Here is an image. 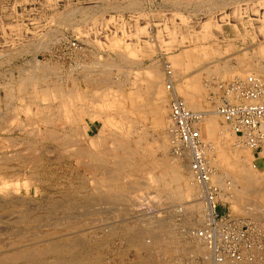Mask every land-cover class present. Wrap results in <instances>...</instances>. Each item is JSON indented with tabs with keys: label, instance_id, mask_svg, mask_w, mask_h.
<instances>
[{
	"label": "rangeland",
	"instance_id": "374dc122",
	"mask_svg": "<svg viewBox=\"0 0 264 264\" xmlns=\"http://www.w3.org/2000/svg\"><path fill=\"white\" fill-rule=\"evenodd\" d=\"M238 1L179 0L160 6L154 0H0V145L5 144L0 147V261L13 259L3 264H208L204 253L210 250L204 238L208 221L193 210L200 202L206 211V192L202 198L201 192L192 197L188 185L197 181L188 169L191 160L175 153L168 136L167 70L179 82L180 97L192 110L206 111L216 126L209 134L207 121L202 137L208 146L211 181L221 191L219 218L253 223L252 248L245 260L226 264H264V155L242 145L216 114L219 94L228 83L254 72L264 79V40H234L236 32L218 22L220 14L231 12ZM253 1L257 0H248ZM259 5L264 6V0ZM208 21L214 27L207 40L202 33ZM183 52L193 59L179 65L174 55ZM155 68L162 87L153 102L144 72ZM140 75L144 79L138 80ZM141 89L145 101L129 97L131 90ZM71 112L77 117L73 126L67 118ZM49 122L57 131L68 132L64 143L70 146L50 144L35 133ZM17 152H22L21 158ZM12 154L16 159L11 160ZM123 155L133 157L132 167L138 172L127 177L124 171L120 188L107 184L106 173ZM158 160L165 162L155 172L163 175V187L147 173ZM181 162L184 168L177 173L181 179L176 180ZM246 167L258 172L247 187L238 177Z\"/></svg>",
	"mask_w": 264,
	"mask_h": 264
},
{
	"label": "built area",
	"instance_id": "2783aa9c",
	"mask_svg": "<svg viewBox=\"0 0 264 264\" xmlns=\"http://www.w3.org/2000/svg\"><path fill=\"white\" fill-rule=\"evenodd\" d=\"M168 89L171 91L170 123L168 126L175 153L189 157L191 169L199 184L214 205V215L207 222L205 240L214 254V264L245 260L252 248L249 240L253 223L229 216L219 218L221 191L211 181L212 168L206 158L205 144L200 125L207 117L206 111L191 110L174 91L173 72L167 70ZM218 115L239 142L264 155V79L250 75L228 83L219 94L216 107Z\"/></svg>",
	"mask_w": 264,
	"mask_h": 264
},
{
	"label": "bare ground",
	"instance_id": "6f19581e",
	"mask_svg": "<svg viewBox=\"0 0 264 264\" xmlns=\"http://www.w3.org/2000/svg\"><path fill=\"white\" fill-rule=\"evenodd\" d=\"M214 1V0H213ZM242 1V0H241ZM257 1H259V0H257ZM263 1V0H262ZM234 2V1H233ZM241 3V2H240ZM109 4V3H108ZM221 4V3H220ZM255 4V3H254ZM258 4H259V2H258ZM219 5V4H218ZM227 5V4H226ZM102 6H103V4H102ZM190 6V5H189ZM237 6V5H236ZM254 6V5H253ZM264 7V6H263ZM107 8V7H106ZM122 8V7H121ZM251 8V7H250ZM95 9V8H94ZM197 10V9H196ZM62 11V10H61ZM257 11V10H256ZM239 12V11H238ZM251 12H252V10H251ZM255 12V11H254ZM259 12V11H258ZM93 13V12H92ZM247 13V12H246ZM250 13V12H249ZM264 13V12H263ZM239 14V13H238ZM93 15V14H92ZM240 15V14H239ZM91 16V15H90ZM180 16H182V15H180ZM241 16V15H240ZM240 16H238V19H239V17ZM250 16V15H249ZM263 16V15H262ZM51 17V16H50ZM72 17V16H71ZM70 17V18H71ZM184 18V17H183ZM84 19V18H83ZM187 19V18H186ZM223 19V18H222ZM225 19V18H224ZM254 19V18H253ZM260 19V18H259ZM51 20V19H50ZM188 20V19H187ZM242 20V19H241ZM251 20H252V18H251ZM81 21V20H80ZM212 21V20H211ZM211 21H208L206 24L204 23V30H203V33H202V35L204 36L205 35V37H208V36H210V34H212L211 33V29H212V27H214V24H213V22H211ZM216 21V20H215ZM250 21V20H249ZM254 21V20H253ZM262 21V20H261ZM115 22V21H114ZM248 22V21H247ZM58 23V22H57ZM230 24V23H229ZM263 24V23H262ZM49 25V24H48ZM123 25V24H122ZM202 27V28H203ZM221 27V26H220ZM29 28V27H28ZM217 28V27H216ZM236 28V27H235ZM141 29V28H140ZM247 29V28H246ZM123 31H124V29H123ZM144 31V30H143ZM193 31H194V28H193ZM189 32V31H188ZM199 33V32H198ZM201 33V32H200ZM220 33H222V32H220ZM190 34V33H189ZM254 34V33H253ZM116 35V34H115ZM186 35V34H185ZM193 35V34H192ZM201 35V34H200ZM150 36V35H149ZM187 36V35H186ZM185 36V37H186ZM191 36V35H190ZM43 38V37H42ZM90 38V37H89ZM123 38V37H122ZM122 38L119 40L121 43H122V45L124 44L123 43V40H122ZM182 38V37H181ZM186 38H188V36L186 37ZM191 38V37H190ZM117 39V38H116ZM206 39V38H205ZM256 39V38H255ZM158 40V39H157ZM187 41L189 40V39H186ZM208 40V39H207ZM59 41V40H58ZM115 41H117V40H115ZM119 41H118V45L120 44L119 43ZM168 41V40H167ZM219 41V40H218ZM171 43H170V45L172 44V41H170ZM175 42V41H174ZM183 42H185V41H183ZM48 43V42H47ZM116 44H117V42H115ZM166 43H168V42H166ZM180 43H182V42H180ZM114 44V43H113ZM115 44V45H116ZM169 44V43H168ZM31 45V44H30ZM51 45V44H50ZM92 45V44H91ZM121 45V44H120ZM182 45V44H181ZM187 45H190V44H187ZM42 47V46H41ZM77 47V46H76ZM127 47H128V44H127ZM32 48V47H31ZM163 48V47H162ZM77 49V48H76ZM128 49V48H127ZM165 49H167V48H165ZM28 50V49H27ZM98 50V49H97ZM121 50V49H120ZM125 50V49H124ZM48 51V50H47ZM170 51V50H169ZM27 52V51H26ZM109 52V51H108ZM125 52V51H124ZM261 52H264V48L261 50ZM82 55V54H81ZM58 56V55H57ZM193 55L191 54V53H189V52H185L184 53V55L181 53V54H179V55H176V62L177 63H179V65H181L182 64V62L184 63V62H186L187 61V59H189V60H191V59H193V57H192ZM124 57H126V56H124ZM175 57V56H174ZM13 58V57H12ZM10 59V58H9ZM113 59V58H112ZM8 60V59H7ZM95 60V59H94ZM186 60V61H185ZM188 60V61H189ZM51 61V60H50ZM79 61V63H80V60H78ZM49 62V61H48ZM64 62V61H63ZM38 63V62H37ZM40 63V62H39ZM83 63V62H82ZM117 63V62H116ZM187 63V62H186ZM50 64V63H49ZM96 64V63H95ZM42 65V64H41ZM157 65V64H156ZM159 65V64H158ZM157 65V66H158ZM34 66V65H33ZM32 66V67H33ZM40 66V65H39ZM38 66V67H39ZM76 66V65H75ZM74 66V67H75ZM95 66V65H94ZM89 67H91V66H89ZM100 67V66H99ZM137 67V66H136ZM167 67V66H166ZM166 67H164V68H166ZM172 67H174L175 68V66H174V63H173V66ZM27 68V67H26ZM173 68V69H174ZM39 69H40V67H39ZM93 69V68H92ZM109 69V68H108ZM23 70V69H22ZM26 71H31V69L30 70H27V69H25ZM51 70V69H50ZM49 70V71H50ZM96 70V69H95ZM261 70V69H260ZM33 71V70H32ZM52 71V70H51ZM56 71V70H55ZM137 71V70H136ZM139 71V70H138ZM165 71H166V69H165ZM174 71V70H173ZM259 71V70H258ZM257 71V72H258ZM263 72H264V70H262ZM141 72V71H140ZM139 72V73H140ZM247 72V71H246ZM254 72V71H253ZM6 73V72H5ZM26 73V72H25ZM38 73V72H37ZM70 73V72H69ZM72 73V72H71ZM147 73V72H146ZM249 73V72H248ZM256 72H254V74H255ZM259 73V72H258ZM29 74V73H28ZM31 74H33V75H35L34 73H31ZM97 74V73H96ZM149 74V73H148ZM246 74V73H245ZM250 74V73H249ZM253 74V75H254ZM262 74V73H261ZM49 74H47V76H48ZM83 75V77H84V74H82ZM86 75V74H85ZM150 80L148 79V81H149V83H150V85H151V88H152V92H149V96L151 97V99L150 100H152L153 102H155V98H156V91L159 93V89L162 87V84H160V82H161V76L160 75H158V73H157V71H156V68L155 69H152V70H150ZM31 75H29V77H30ZM50 76V75H49ZM90 76V75H89ZM175 76V75H174ZM174 76H173V79H174ZM22 77V76H21ZM20 77V78H21ZM29 77L27 78V80H29ZM61 77V76H60ZM74 77V76H73ZM76 77V76H75ZM163 77V76H162ZM186 77V76H185ZM245 77V76H244ZM35 78V77H34ZM37 78H38V76H37ZM36 78V79H37ZM41 79H42V77H40ZM12 79V78H11ZM22 79V78H21ZM20 79V81H22ZM23 79H26V77L24 76V78ZM32 79V78H31ZM45 79H47L46 77H45ZM53 79V78H52ZM70 79V78H69ZM90 79V78H89ZM165 79H166V77H165ZM176 79V78H175ZM15 80V79H14ZM40 80V79H39ZM92 80H94V79H92ZM164 80V79H163ZM23 81H25V80H23ZM34 81V80H33ZM41 81V80H40ZM74 81V80H73ZM72 81V82H73ZM76 81V80H75ZM120 81V80H119ZM146 81V80H145ZM167 81V80H166ZM51 82V81H50ZM104 82V81H103ZM30 83V82H29ZM99 83H100V81H99ZM162 83V82H161ZM179 83V82H178ZM178 83H176V82H174L173 81V87H174V91L178 94V91H177V86L179 85ZM43 84V83H42ZM45 84V83H44ZM64 84V83H63ZM77 84V83H76ZM20 85V84H19ZM22 85V84H21ZM75 85V84H74ZM89 85V84H88ZM2 86V85H1ZM4 86V85H3ZM38 86V85H37ZM47 87H48V85H46ZM45 86V87H46ZM82 86V85H81ZM25 87V86H24ZM27 88H28V86H26ZM46 87V88H47ZM54 87H56V86H54ZM91 87V86H90ZM9 88V87H8ZM33 88V87H32ZM41 88V87H40ZM65 88V87H64ZM100 88V87H99ZM98 88V89H99ZM159 88V89H158ZM25 89V88H24ZM56 89V88H55ZM166 89H167V92L169 91V89H168V87L166 86ZM32 91H33V89H31ZM31 90L29 91V92H31ZM64 90V92H62V93H64L65 94V89H63ZM93 90H95V89H93ZM92 90V91H93ZM49 91V90H48ZM56 91L58 92V90L56 89ZM97 91V90H96ZM26 92V91H25ZM55 92V91H54ZM124 92V91H123ZM171 91H169L168 93H170ZM33 93V92H32ZM45 93V92H44ZM69 93V92H68ZM67 93V94H68ZM72 93V92H71ZM74 93V92H73ZM191 93V92H190ZM10 94H12V92L11 93H9V95ZM30 94V96H31V98L34 96H32L31 95V93H29ZM39 94V93H38ZM37 94V95H38ZM70 94V93H69ZM75 94V93H74ZM144 91H134V92H132V90H131V93L129 94V97H133V98H135V101H137L138 99L140 100H142V97L144 96ZM150 94H152V95H150ZM17 95V94H16ZM25 95V94H24ZM23 95V96H24ZM27 95H28V92H27ZM51 95V94H50ZM71 95V94H70ZM69 95V96H70ZM93 95V94H92ZM179 95V94H178ZM12 96V95H11ZM13 96H15L14 94H13ZM59 96H60V94H59ZM58 96V97H59ZM75 96H76V94H75ZM74 96V97H75ZM180 96V95H179ZM115 97V96H114ZM196 97V96H195ZM5 98V97H4ZM43 98V97H42ZM65 98H67V97H65ZM76 98V97H75ZM81 98V97H80ZM79 98V99H80ZM116 98H117V96H116ZM148 98V97H147ZM182 98V97H181ZM3 99V98H2ZM7 99H8V95H7ZM6 99V100H7ZM30 99V98H29ZM34 99H35V97H34ZM183 99V98H182ZM4 100V99H3ZM130 100V99H129ZM140 100V101H141ZM184 100V99H183ZM9 101V100H8ZM12 101V100H11ZM38 101V100H37ZM40 101V100H39ZM42 101V100H41ZM41 101H40V103L38 104V113H40L41 111V109L43 108L42 107V104H41ZM142 101H145V99L143 98V100ZM141 101V102H142ZM185 101V100H184ZM33 102V101H32ZM58 102V101H57ZM186 102V101H185ZM14 103V102H13ZM34 103V102H33ZM56 103V102H55ZM6 104V103H5ZM11 104V103H10ZM32 104V103H31ZM37 104V103H36ZM51 104V103H50ZM66 104V103H65ZM68 104H69V102H68ZM106 104V103H105ZM119 104V103H118ZM145 104V103H144ZM144 104H142V105H140V107H142ZM186 104H187V102H186ZM34 105V104H33ZM44 105V104H43ZM46 105V104H45ZM5 106V105H4ZM16 106V105H15ZM24 106V105H23ZM49 106V105H48ZM47 106V107H48ZM53 106H55V105H53ZM65 106V105H64ZM118 106V105H117ZM137 106V105H136ZM187 106L190 108V106L187 104ZM50 107V106H49ZM138 107H139V105H138ZM24 108V107H23ZM66 108V107H65ZM86 108V107H85ZM5 109H7L6 107H5ZM51 110H52V108H50ZM72 109V108H71ZM191 110H192V108H190ZM13 111H14V109H12ZM31 111H32V108L30 109ZM50 110V111H51ZM53 110H54V108H53ZM61 110V109H60ZM82 110H83V108H82ZM7 111H8V109H7ZM10 111V110H9ZM56 111V110H55ZM66 111V110H65ZM164 111V110H163ZM2 112V111H1ZM15 112H16V110H15ZM8 112H6V114H7ZM10 113V112H9ZM8 113V114H9ZM51 113V112H50ZM54 113V112H53ZM60 113V112H59ZM58 113V114H59ZM64 113L65 112H62V114H63V116L62 117H64L65 118V116H64ZM73 112H71L70 114H69V116H67V118L68 119H70V121H71V123L69 124V125H72L73 126V124L74 123H76L77 122V117H75L74 116V113L72 114ZM85 113H86V110H85ZM2 115H3V113H1ZM11 114V113H10ZM14 113L12 112V115H13ZM20 114V113H19ZM44 114V113H43ZM52 114V113H51ZM216 114H218L217 112H216ZM32 115V114H31ZM56 115V114H55ZM207 115H208V113H207ZM211 115V114H210ZM16 116V115H15ZM19 116V115H18ZM53 116V115H52ZM81 116H82V112H81ZM212 116V115H211ZM44 117V116H43ZM47 117H49V115L47 116ZM51 117V116H50ZM49 117V118H50ZM102 117V116H101ZM106 117V116H105ZM1 118V117H0ZM6 118V117H5ZM12 118H14V117H12ZM18 118V117H17ZM21 118V117H20ZM20 118H19V120H20ZM52 118V117H51ZM56 118H57V116H56ZM102 118H104V117H102ZM210 118L211 117H209L208 119L207 118H205L204 119V121L201 123V125H200V129H201V135H202V133H203V130H204V125L206 124V122L207 121H209L210 120ZM7 119H8V116H7ZM16 119V118H15ZM62 119V118H61ZM83 119V118H82ZM3 121H4V119H2ZM13 120V119H12ZM11 120V121H12ZM16 120H18V119H16ZM7 121H9V120H7ZM50 121V120H49ZM57 121H59V120H57ZM63 121V120H62ZM213 120L211 119L210 120V124H209V126H208V129H206V131L208 130V133L209 134H214L215 132H216V126H214L213 125V122H212ZM55 122V121H54ZM59 122H61V121H59ZM212 122V123H211ZM9 123V122H8ZM35 123H36V121H35ZM47 123H48V121H47ZM51 123H53V122H51ZM58 123V122H57ZM56 123V124H57ZM22 124H24V123H22ZM37 124V123H36ZM35 124V125H36ZM6 125V124H5ZM19 125H21V124H19ZM25 125V124H24ZM31 125V124H30ZM44 125V124H43ZM47 125H49V127H47V128H45V129H47V130H45V129H42V128H40L39 130L40 131H37L38 130V127H37V132H35L38 136H43V137H45V141H49V143L50 144H55V143H60L59 145L61 146V145H63V147H64V145H68V144H65L64 143V141L65 140H67L66 138H67V131H64L63 133H61V132H59V131H57V129H55L54 127H51V125H50V122H49V124H47ZM78 125V124H77ZM9 126V125H8ZM22 126V125H21ZM37 126V125H36ZM61 126V125H60ZM59 126V127H60ZM62 126H64L63 125V122H62ZM71 126V127H72ZM20 127V126H19ZM23 127V126H22ZM25 127V126H24ZM28 127H30V126H28ZM35 127V126H34ZM81 127V126H80ZM73 128V127H72ZM72 128H69V129H72ZM78 128V127H77ZM21 129V128H20ZM25 129H26V127H25ZM74 129V128H73ZM72 129V130H73ZM223 129V128H222ZM1 130V129H0ZM6 130V129H5ZM35 129L33 128V131H34ZM74 130H76V128L74 129ZM17 131V130H16ZM23 131H24V129H23ZM27 131V130H26ZM30 131V130H29ZM33 131H32V133L31 134H33ZM71 131V130H70ZM80 131H81V128H80ZM219 131V130H218ZM21 132H22V130H21ZM82 132V131H81ZM112 132V131H111ZM1 133V132H0ZM71 133V132H70ZM74 133H76V132H74ZM73 133V134H74ZM83 133V132H82ZM114 133V132H113ZM22 134H23V132H22ZM28 134H30V132L28 133ZM30 134V135H31ZM72 134V133H71ZM72 134V135H73ZM111 134V133H110ZM223 134V133H222ZM229 134V133H228ZM228 134H226V135H228ZM47 135V136H46ZM63 135V136H62ZM71 135V136H72ZM76 135V134H75ZM78 135H79V133H78ZM114 135V134H113ZM118 135V134H117ZM232 135V134H231ZM80 136V135H79ZM121 136V135H120ZM169 138H170V132H169ZM203 136V135H202ZM28 137H29V135H28ZM27 137V138H28ZM114 137V136H113ZM228 137V136H227ZM12 139H13V137H11ZM11 138H10V140H11ZM37 138H39V137H37ZM64 138H65V140H64ZM69 138V137H68ZM73 138V137H72ZM71 138V139H72ZM7 139H9V138H7ZM14 139H15V136H14ZM17 139V138H16ZM15 139V140H16ZM33 139V138H32ZM43 139V138H42ZM74 139V138H73ZM171 139V138H170ZM19 140V139H18ZM17 140V141H18ZM26 140V139H25ZM113 140H114V138H113ZM116 140V139H115ZM120 140V139H119ZM121 140H122V138H121ZM202 140H204L203 139V137H202ZM2 141V140H1ZM6 142H7V140H5ZM5 141H3V142H5ZM20 141V140H19ZM24 141V140H23ZM69 141H72V140H69ZM69 141H66V142H69ZM5 142V143H6ZM13 142H15V141H13ZM36 142V141H35ZM34 142V143H35ZM123 142V141H122ZM206 142V141H205ZM204 141H203V143L205 144V151H207V144L205 143ZM223 142V141H222ZM10 143V142H9ZM20 143V142H19ZM23 143L24 142H22V145H23ZM29 143H31L30 141H29ZM40 143H42V142H40ZM44 143V142H43ZM74 143H75V141H74ZM79 143V142H78ZM113 143H114V141H113ZM119 143V142H118ZM121 144V143H120ZM122 144H124L125 145V143H122ZM121 144V145H122ZM2 145H5V144H2ZM2 145H0V147L2 146ZM7 145H8V142H7ZM9 145H11L12 146V142H11V144H9ZM18 145V144H17ZM26 146H28V144H25ZM35 145V144H34ZM57 145V144H56ZM83 145V144H82ZM14 146H15V144H14ZM68 146H70V145H68ZM77 146V145H76ZM13 147V146H12ZM62 147V146H61ZM114 147V146H113ZM124 147V146H123ZM126 147V146H125ZM8 148V147H7ZM11 148V147H10ZM15 148V147H14ZM37 148V147H36ZM117 148V147H116ZM122 148V147H121ZM127 148V147H126ZM2 149H4L3 147H2ZM17 149V148H16ZM30 148H28V150H29ZM33 149V148H32ZM31 149V150H32ZM37 149H39V148H37ZM77 149V148H76ZM80 151L79 152H81V154L83 153L84 154V150H81L80 148H78ZM119 149V148H118ZM125 149V148H124ZM1 150V149H0ZM9 151H10V149H8ZM13 149H11V151H12ZM19 150V149H18ZM53 150V149H52ZM66 150V149H65ZM104 150H106V149H104ZM108 150V149H107ZM106 150V151H107ZM212 150V149H211ZM30 151V150H29ZM45 151V150H44ZM110 151V150H109ZM131 151V150H130ZM18 152H20V151H18ZM17 152V153H18ZM35 152H37V151H35ZM40 152V151H39ZM105 152V151H104ZM108 152V151H107ZM115 152V151H114ZM8 153V152H7ZM22 153V152H21ZM21 153H18V154H20L21 156H20V158L22 157V154ZM130 153V152H129ZM134 153V152H133ZM10 154H11V152H10ZM17 154V155H18ZM49 154V153H48ZM5 155H6V153H5ZM4 155V156H5ZM125 155H126V153H125ZM125 155H123L124 157H118V161H117V163H116V168L114 169V170H112L111 169V171H108L106 174H108L109 176H108V178H109V180H106L107 181V184H111V185H113V186H118V187H120L121 188V186L123 185L122 183H121V177H122V174H123V172L124 171H128V173L127 174H125L127 177H128V175L129 176H131V175H134V174H132V173H135V172H133L135 169H133V165L134 164H132L131 162V160H132V158L135 156L134 154H133V157L131 158V157H129V156H125ZM128 155V154H127ZM132 154L130 153V156H131ZM3 156V155H2ZM12 156H13V154L11 155V158H12ZM16 155L14 154V157H15ZM110 156V155H109ZM137 156V155H136ZM1 157V156H0ZM5 157H7V156H5ZM13 157V158H14ZM116 158H117V156H115ZM114 157V158H115ZM8 158V157H7ZM10 158V159H11ZM13 158L11 159V160H13ZM17 158H19V156H17ZM98 158H101V157H98ZM179 158V157H178ZM183 158H185V157H183ZM2 159H4V158H2ZM2 159H1V162H2ZM15 159H16V157H15ZM24 159V158H23ZM102 159V158H101ZM9 160V159H8ZM8 160H7V162H8ZM10 160V161H11ZM28 160V159H27ZM100 160V159H99ZM116 160V159H115ZM148 160V159H147ZM153 160V159H152ZM181 160H183V159H181ZM134 161V160H133ZM184 161V160H183ZM3 162H5L4 160H3ZM6 162V163H7ZM12 162H15V161H12ZM38 162V161H37ZM5 163V164H6ZM22 163V162H21ZM21 163H20V165H21ZM102 163H104V160H103V162ZM3 164V163H2ZM25 164V163H24ZM23 164V165H24ZM36 164V162L35 163H33V165H35ZM136 164V163H135ZM149 164H151V163H149ZM153 164V163H152ZM188 164V163H187ZM142 165V164H141ZM164 165H165V162H163V161H160V160H158V161H156V163H154V165H153V167H150L151 169H149L148 168V171H147V169H146V171H147V173H150V174H152V175H154V177H155V180L157 181V183L159 184V186L161 187H163V186H165V182H164V177H163V175H158V176H156V170L157 169H162L163 167H164ZM179 166H178V168L175 170V174H176V177H175V179L176 180H180L181 178L179 177V175L177 174L178 172H180V170L181 169H183L184 168V164L181 162L180 164H178ZM191 165V164H190ZM12 166V165H11ZM13 166H15V164L13 165ZM12 166V167H13ZM98 166V165H97ZM102 166H105V165H102ZM6 167H7V165H6ZM5 167V168H6ZM33 167V166H32ZM137 168H138V166H136ZM243 167H244V165H243ZM8 168H10V166L8 167ZM16 168V167H15ZM15 168H14V170H15ZM35 168H36V166H35ZM100 168V167H99ZM105 168H108V167H105ZM104 168V169H105ZM253 168V167H252ZM11 169V168H10ZM141 169H143L142 168V166H141ZM189 171H190V173H191V175H192V177H193V179H194V181H195V179H196V177L194 178V176H195V174L193 173V171H192V169H191V166H189ZM243 169V171H242V173H241V175L240 176H238L240 179L239 180H241V182L243 183V184H246V187H247V185H249V184H251L253 181H254V179L256 180V178H255V176L256 175H258V172H257V169H255V167H254V169L253 170H249V169H247V167H246V169L245 168H242ZM106 170H108V169H106ZM139 170H140V165H139ZM166 170V169H165ZM5 171V170H4ZM99 171H101V170H99ZM103 171V170H102ZM101 171V172H102ZM136 171V170H135ZM9 172V171H8ZM136 172H138V171H136ZM168 172V171H167ZM126 173V172H125ZM144 173V172H143ZM146 173V174H147ZM6 174V173H5ZM11 174V173H10ZM103 174V173H102ZM131 174V175H130ZM136 174V173H135ZM145 175V174H144ZM10 176V175H9ZM12 176H13V174H12ZM22 176V175H21ZM26 176V175H25ZM123 176H124V174H123ZM125 176V177H126ZM140 176V175H139ZM170 176V175H169ZM212 176H213V174H211V180H212ZM24 177V176H23ZM169 178V177H168ZM7 179H9V178H7ZM103 180V183L104 184H106L105 182H104V179H102ZM101 180V181H102ZM0 181H1V179H0ZM5 181V180H4ZM4 181L2 182V183H4ZM11 181V180H10ZM123 181V180H122ZM128 181V180H127ZM139 181V180H138ZM196 181H197V179H196ZM6 182V181H5ZM8 182V181H7ZM99 182V181H98ZM169 182V181H168ZM215 182H217V183H221V182H223L222 180L220 181L219 180V178H215ZM214 182V183H215ZM96 183V182H95ZM102 183V182H101ZM229 183V182H228ZM233 182L231 181V184H232ZM122 184V185H121ZM143 184H145V183H143ZM253 184V183H252ZM251 184V185H252ZM99 184H97V186H98ZM172 185V184H171ZM197 185V186H196ZM196 185L195 184H193L192 182L191 183H189V191H190V193H191V195L193 194V196L192 197H194V195H196L198 192H201V198H202V193H204V187L201 185V184H199V182L197 181V183H196ZM223 185V184H222ZM133 186V185H132ZM187 186V185H186ZM128 187H129V185H128ZM232 187H234L233 186V184H232ZM97 188V187H96ZM107 188V187H106ZM108 188H110V187H108ZM134 188V187H133ZM251 188V187H250ZM262 188V187H261ZM10 189V188H9ZM12 189H14V188H12ZM114 189V188H113ZM119 189V188H118ZM124 189V188H123ZM142 189V188H141ZM237 189V188H236ZM6 190H8V189H6ZM108 190V189H107ZM112 190V189H111ZM122 190V189H121ZM138 190V189H137ZM187 190V189H186ZM238 190V189H237ZM246 190H248L249 191V189H246ZM251 190V189H250ZM16 191V190H15ZM97 191V190H96ZM239 191V190H238ZM9 192V191H8ZM99 192H101V190L99 191ZM103 192V191H102ZM114 192H116V191H114ZM114 192H112L113 194H115ZM241 192V191H240ZM251 192V191H250ZM98 193V192H97ZM110 193V192H109ZM120 193V192H119ZM123 192H121V194H122ZM257 194H258V192H256ZM103 194V193H102ZM101 194V195H102ZM123 194H126V192H124ZM200 194V193H199ZM87 195V194H86ZM110 195H111V193H110ZM119 195V194H118ZM221 195V194H220ZM248 195V194H247ZM255 195V194H254ZM103 196V195H102ZM123 197H124V195H122ZM129 196V195H128ZM128 196H126V197H128ZM200 196V195H199ZM260 196V195H259ZM258 196V197H259ZM107 197V196H106ZM116 197V196H115ZM120 197V196H119ZM191 197V196H190ZM196 197V196H195ZM103 198H105V197H103ZM113 198H114V196H113ZM160 198V197H159ZM200 198V199H201ZM249 198V197H248ZM110 199V198H109ZM193 199V198H192ZM245 199H247V198H245ZM261 199V198H260ZM120 200V199H119ZM123 200H125V198L123 199ZM239 200V199H238ZM197 201V200H196ZM203 205H205V208H206V211L203 209V206H202V204L200 203V202H196V204L194 205V211H199V212H201L202 214H203V217H204V219L206 220V221H211L212 220V218H213V215H214V205H213V203H212V201L210 200V199H208L207 198V196L204 198V200H203ZM252 203V202H251ZM257 204V203H256ZM258 205V204H257ZM262 206V205H261ZM193 207V206H192ZM260 208V207H259ZM204 210V211H203ZM22 216V215H21ZM19 222V221H18ZM57 227V226H56ZM18 234V233H17ZM63 234V233H62ZM33 251V250H32ZM36 251V250H35ZM34 251V252H35ZM207 250H205V255H206V257L208 258V260L207 259H205V261H206V263H210V260L212 261V264H214V254L209 250V252L207 251ZM29 252V251H28ZM212 254H211V253ZM16 254H18V253H16ZM40 254H41V252H40ZM39 254V255H40ZM16 257H18L17 255H15ZM29 256V255H28ZM27 257V256H26ZM11 257H5L4 259H2L1 261H0V264H3V262L4 263H7V262H9V261H11V260H13V259H10ZM226 263H228V262H226ZM250 263V262H249Z\"/></svg>",
	"mask_w": 264,
	"mask_h": 264
},
{
	"label": "crops",
	"instance_id": "0c3cea01",
	"mask_svg": "<svg viewBox=\"0 0 264 264\" xmlns=\"http://www.w3.org/2000/svg\"><path fill=\"white\" fill-rule=\"evenodd\" d=\"M154 1H155V3H157L160 6H162L164 4L165 5H168L169 2H173V1H174V3L175 2H179V0H154ZM258 2L257 1L248 2V0L238 1V2H235V4L231 5L232 6V9H233L231 12H228L226 10L225 12H222L220 14V18H218V22L221 21V23H222L221 26L222 27H224V28L228 27L232 31L236 32L237 35L234 38V40H243V38H246V39L258 38L260 40H264V13H263L264 12V7L262 5L260 6L258 4ZM134 4H136V3H134ZM177 4H179V3H177ZM251 10H252V12H251ZM253 15H256V16H253ZM238 16H240L239 19H238ZM251 18H252V20H251ZM210 36H211V34H210ZM203 37L207 39V37H205V35ZM134 45H136V44H134ZM184 53L185 52H183L182 54L184 55ZM176 55H179V54H176ZM176 55H174V56H176ZM148 73L150 74V70L149 69H146L145 72H144V74H146L147 78L150 80V75ZM142 76L143 75H140V77H139L140 79H138V80L144 79V76L145 75L143 76V78H142ZM147 85L149 87L148 90L150 89L149 92H152V88H151V85H150L149 81L147 82ZM137 91H139V90H137Z\"/></svg>",
	"mask_w": 264,
	"mask_h": 264
}]
</instances>
